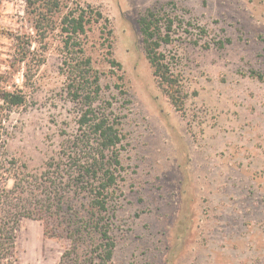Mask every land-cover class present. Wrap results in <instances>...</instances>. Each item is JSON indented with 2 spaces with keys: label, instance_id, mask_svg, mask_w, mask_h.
<instances>
[{
  "label": "rangeland",
  "instance_id": "1",
  "mask_svg": "<svg viewBox=\"0 0 264 264\" xmlns=\"http://www.w3.org/2000/svg\"><path fill=\"white\" fill-rule=\"evenodd\" d=\"M171 1L182 24L164 50L185 92L182 110L159 86L139 25L148 8ZM59 2L48 10L0 0V134L15 173L37 184L83 136L86 105L68 94L62 19L90 4L114 31L109 41L92 23L82 38L101 77L94 106L113 112L122 132L109 264H264V0ZM17 88L26 102L8 108L2 93ZM71 246L23 218L14 264H64Z\"/></svg>",
  "mask_w": 264,
  "mask_h": 264
},
{
  "label": "trees",
  "instance_id": "2",
  "mask_svg": "<svg viewBox=\"0 0 264 264\" xmlns=\"http://www.w3.org/2000/svg\"><path fill=\"white\" fill-rule=\"evenodd\" d=\"M27 1L31 5L43 4L48 10L60 6L59 0ZM171 3L148 8L140 16L139 25L146 56L159 86L173 105L182 110L185 92L179 73L172 69L164 50L174 43L182 24L174 7L168 8ZM45 21L48 19L41 17L37 24L41 27ZM92 23L100 25L111 41L114 31L110 18L90 4L78 5L62 19L68 94L86 105L79 121L84 128L83 136L68 162L57 163L53 171L43 173L37 177L38 183L32 184L24 173H15L17 161L7 157L0 134V264H14L17 231L23 218L42 221L45 234L50 237L71 240V248L63 254L64 264H109L114 257L116 240L112 234L111 212L117 190L116 172L121 165L115 149L122 142V132L113 112L94 106L102 91L101 77L92 58L86 56L82 40ZM110 63L122 67L113 57ZM252 73L263 78L262 73ZM25 78L28 81L30 76L26 74ZM26 98L19 88L2 93L8 108L25 104ZM84 152L89 154L87 158L82 157ZM11 179L14 184L9 187ZM66 205L70 206L67 210Z\"/></svg>",
  "mask_w": 264,
  "mask_h": 264
}]
</instances>
